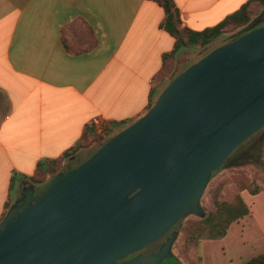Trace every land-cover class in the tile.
I'll return each mask as SVG.
<instances>
[{"label":"water","instance_id":"obj_1","mask_svg":"<svg viewBox=\"0 0 264 264\" xmlns=\"http://www.w3.org/2000/svg\"><path fill=\"white\" fill-rule=\"evenodd\" d=\"M264 7L175 75L150 107L0 219V264H159L213 171L264 128ZM179 60V59H178ZM264 135V131L261 134Z\"/></svg>","mask_w":264,"mask_h":264},{"label":"crops","instance_id":"obj_2","mask_svg":"<svg viewBox=\"0 0 264 264\" xmlns=\"http://www.w3.org/2000/svg\"><path fill=\"white\" fill-rule=\"evenodd\" d=\"M174 1L193 30L245 2ZM164 18L153 0H0V219L31 183L24 176L77 145L93 117L116 130L147 110L174 45ZM249 210L259 240L238 264L264 252V211Z\"/></svg>","mask_w":264,"mask_h":264},{"label":"trees","instance_id":"obj_3","mask_svg":"<svg viewBox=\"0 0 264 264\" xmlns=\"http://www.w3.org/2000/svg\"><path fill=\"white\" fill-rule=\"evenodd\" d=\"M153 1H155L164 9L165 18L162 27L174 38L173 49L164 54L162 67L155 76V82H157L160 85L163 84V82H165V79L171 73L174 60L177 54L183 48L189 46L206 47L213 40L219 38L221 35L225 33H231L245 26L264 7V0H245V2L242 3L241 6L236 11L228 14L215 25L206 27L202 30H193L187 26H182L180 11L174 0H153ZM227 39H229V37H227L225 40ZM223 42L224 41H221L217 45H220ZM217 45H213L207 48L197 59L205 55L207 52H209ZM183 69H180L174 75H171L164 86H166L171 81V79L179 72H181ZM161 90L162 88L160 89V91L156 93L155 96H154L155 92L152 94L151 102L149 103L148 107H150L152 100L157 98ZM128 124L129 123L124 122L123 124L120 125L121 127L116 129L114 132L112 130H108L104 137L101 136L100 137L106 138L108 136L107 139H109L116 132H118ZM109 132H113V133L109 135ZM255 135L258 134L256 133ZM96 140L97 138L95 131L93 129H89V131L83 136V138L79 141L77 145L69 148L61 156L55 159L38 162L34 173L30 176H24V178L31 183H34L36 185L43 184L42 186L35 189V194L38 193L40 190H42L45 184H47L50 181L51 177L47 179L49 175L53 176L56 173H58L60 170H62L60 168L64 160L71 157L79 149L88 146L91 142H94ZM93 152H91L90 155ZM84 160L85 159H83L78 163H75L71 167L63 169L62 171H66L69 168L75 167ZM243 162L245 161L244 160L237 161V163L240 164ZM222 166L218 170L213 171L211 177H213L222 168ZM227 181L228 180L220 181L214 187L210 188L208 192L209 205L207 208L206 207L204 208L205 216L202 218H196L195 220H189L186 223L184 227V240H183L184 250H188L191 247L197 248L199 242L202 239H219L223 237L226 234L228 227L233 222L238 221L239 219L249 214L250 211L249 206L247 205L240 191L248 190L250 194H255L258 193L260 189L257 187L252 189L249 185L248 179L246 178H241L240 180L237 179L239 184V191L234 192L233 196L230 199H226L222 195V188L224 187ZM6 207L8 208L9 204H7ZM148 245L149 244L144 246V249ZM139 251H143V249L142 250L140 249ZM190 264H202L201 255L200 254L198 255L197 260H191ZM240 264H264V252L254 255L253 257L245 261H242Z\"/></svg>","mask_w":264,"mask_h":264},{"label":"rangeland","instance_id":"obj_4","mask_svg":"<svg viewBox=\"0 0 264 264\" xmlns=\"http://www.w3.org/2000/svg\"><path fill=\"white\" fill-rule=\"evenodd\" d=\"M263 19L264 17L262 18V20ZM241 28L231 33H225L221 35L206 47L189 46L183 48L177 54L174 60L171 73L167 76L165 82L160 85L162 90L164 89L163 87H165L164 85L171 75H174L180 69H183L184 67L186 68L188 65L195 62L196 59L207 48L213 45H217L221 41H226L225 39L227 37H232ZM155 95L156 91L154 93V96ZM112 131L114 132L115 130ZM263 131L264 128L257 132L258 135L254 134L246 142L241 144L227 159L222 168L213 177H210L201 199V205L203 206V208H207L209 205L208 192L210 188L214 187L218 182L228 180L222 188V195L224 198L230 199L233 196L234 192L239 191V184L237 179L240 180L241 178H246L248 179L249 185L252 189L257 187L260 189V191L255 194H250L248 190H242L240 191L241 195L250 206V209L252 211H264V135H261ZM113 132H109V135ZM95 134L97 140L91 142L88 146L79 149L70 158L64 160L60 169H66L73 166L75 163L86 159L91 152L95 151L100 146V144L105 142V140L108 138V136L106 138H101L100 135L96 132ZM238 160H244L245 162L240 164L237 163ZM53 176L49 175L47 179H49L50 177L52 178ZM16 181L17 179H15L14 182L15 185L11 192V199H13L16 191ZM42 185H36V188ZM10 206L11 204L9 205V207ZM196 218L200 217L190 214L184 219L178 221L173 227H171V229L177 231V236L172 246V251L175 254V258L179 259L182 264H190L191 260H197L199 254L202 256V262H204L205 264H238V262L240 261V255H244V257H247L246 255H251L249 254V252L253 253V244L255 241L259 240V238L254 235L256 231L253 227V224H251L250 215L246 216V220H250V222L244 221L242 223H232L228 227L227 232L223 237L219 239H205L198 244L197 248L191 247L188 250H184V227L189 220H195ZM162 239L163 238L156 240L157 242L154 241L155 243H149V245L145 249H143L142 253H148L152 250L157 249ZM247 251L249 252L247 253ZM175 258H169L168 262H170V264H176V262L174 261Z\"/></svg>","mask_w":264,"mask_h":264},{"label":"built area","instance_id":"obj_5","mask_svg":"<svg viewBox=\"0 0 264 264\" xmlns=\"http://www.w3.org/2000/svg\"><path fill=\"white\" fill-rule=\"evenodd\" d=\"M94 131L101 137H104L108 130V124L102 118L95 116L91 119Z\"/></svg>","mask_w":264,"mask_h":264},{"label":"flooded vegetation","instance_id":"obj_6","mask_svg":"<svg viewBox=\"0 0 264 264\" xmlns=\"http://www.w3.org/2000/svg\"><path fill=\"white\" fill-rule=\"evenodd\" d=\"M172 230H174V229H170V231H172ZM170 231L162 237L163 239L160 241V244L166 239V237L169 235ZM160 244H159V246H160ZM159 246H158V248H159ZM158 248H157V249H158ZM142 249H144V247H143ZM142 249H141V250H142ZM157 249L152 250V251H150V252H148V253H151V252L157 251ZM138 253H142V251H137L136 253L130 255L129 257H132L133 255L138 254ZM142 254H147V253H142ZM172 258H175V257H172ZM168 260H169V258H167V259H165V260L159 262V264H170V262H168ZM174 261L176 262V264H182V263L179 261V259H177V258H175Z\"/></svg>","mask_w":264,"mask_h":264}]
</instances>
